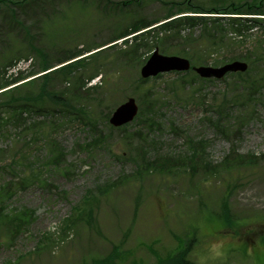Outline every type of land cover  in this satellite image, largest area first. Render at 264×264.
Listing matches in <instances>:
<instances>
[{
  "label": "rangeland",
  "instance_id": "rangeland-1",
  "mask_svg": "<svg viewBox=\"0 0 264 264\" xmlns=\"http://www.w3.org/2000/svg\"><path fill=\"white\" fill-rule=\"evenodd\" d=\"M3 1L0 85L39 77L43 57L50 66L87 58L44 80L58 105L38 99L42 79L0 94V264H157L192 252L194 224L205 217L226 241L222 264H256L249 247L264 248V0ZM234 8L242 15L209 16L223 17L220 26L218 18L152 25L181 11ZM154 50L195 67L239 61L248 70L142 81ZM129 98L136 117L112 127ZM25 210L33 215L20 226L13 219Z\"/></svg>",
  "mask_w": 264,
  "mask_h": 264
},
{
  "label": "trees",
  "instance_id": "trees-1",
  "mask_svg": "<svg viewBox=\"0 0 264 264\" xmlns=\"http://www.w3.org/2000/svg\"><path fill=\"white\" fill-rule=\"evenodd\" d=\"M2 2H4L5 3V1H3L2 0ZM237 8H242V6H240V5H238L237 6ZM237 8H234L233 9V12H235V13H227L226 11H223L224 9H221L220 11L219 10H216V9H211L209 12H206L205 14H239V13H237L238 12V9ZM187 11H189V10H186V11H181V12H179V13H176V14H174V15H177V14H180V13H182V12H186V13H194V12H192V11H189V12H187ZM220 12H224V13H220ZM245 12H248L249 13V11H245ZM197 13H203V12H197ZM173 17V15H170L168 18H166V20L167 19H170V18H172ZM206 18H210V17H206ZM235 19H239V18H235ZM191 20H210L211 21V19H204V17H181V18H176V19H173V20H171V21H169V22H167L166 24H164L163 25V27H161L160 29L161 30H166V29H170V28H172V27H174V26H177L178 24H182L183 22L185 23V24H187V22L186 21H191ZM213 20H215V22H213L214 24H218L219 26L222 24L221 22H219V23H216V22H218V21H221L220 19L219 20H217V19H213ZM238 20H233V22H237ZM190 24V23H189ZM206 24V23H205ZM232 24V27H234V24L235 23H231ZM239 26H241V25H239ZM137 28L138 27H135L134 28V30H137ZM239 28H241V27H239ZM251 29H253L254 28V26H251L250 27ZM221 30V32H222V34H221V36H220V38H223V35H224V32L222 31V29H220ZM248 38H251L250 36H248V37H245L244 38V42L242 43V42H240L241 43V46H243V45H246L247 43H248V41H246ZM238 39H241V37H238ZM236 37L235 38H231L230 40L235 44H237L238 42H237V40H238ZM214 44V42L212 43V45ZM260 49H262L261 47H259ZM32 49H34L33 47H32ZM263 50V49H262ZM34 51H36L39 55H41V52L39 51V50H37V49H34ZM94 55V54H93ZM92 56V55H91ZM42 57H43V55H42ZM77 58V56H75V55H73V54H71V55H67L64 59H62V60H60L59 61V63L57 64L58 66H61V67H59V68H56V69H54L53 70V66H50L47 62H45V59H44V57H43V60H44V62H43V64H42V67H41V74H43V75H41V76H39V77H37V78H34V79H32V80H30V81H28V82H25V84L26 83H29V82H32V81H34V80H37V79H42L43 81L44 80H47V78L51 75V74H53V73H56V72H62V71H65V70H67V72H71V67L73 66V64H76V63H78V62H80V60H82V59H84V58H81V59H78V60H75ZM87 58V57H86ZM67 63V64H66ZM64 64H66V65H64ZM63 65V66H62ZM29 77H34V75H30ZM28 77V78H29ZM28 78H22V77H17V78H15V79H13L12 81H10V82H5L3 85H0V90H4V89H6V88H8V87H10V86H13V85H16V84H18L19 82H22V81H24V80H26V79H28ZM24 84V83H23ZM22 84H20V85H17V86H13L12 88H10L9 90H13V89H15V88H18L19 86H21ZM47 85H46V83H45V81H44V84L42 85V88H41V90L39 91V93L37 94V97L40 95V97L38 98V99H42L43 97H47L48 99H49V101H52V103L53 104H55V105H58L57 103H58V97H55V95H53L52 93H48L47 91H46V87ZM9 90H5V91H3V92H1L0 94H4V95H6V93L9 91ZM53 98V99H52ZM18 101H21V100H11V101H9L8 102V104H15V103H17ZM27 103H29V101L27 102ZM156 165H158L157 163H155ZM168 165H170V163H168ZM0 197H1V195H0ZM223 205V207H224V212H223V215H221V217H218L219 219H220V222H223L224 224H226V225H231V223L233 224V222H232V220L230 219V217H229V214H228V209H225V208H228L227 207V203H222ZM87 214H89V212H87ZM33 214L31 213V212H28V211H23L22 213H19L18 215H16L15 216V218L13 219V221L14 222H17L20 226H21V224L22 223H25V222H28V220H27V218H30L31 216H32ZM261 242L263 243V245H264V237H262L261 238ZM117 252H118V250L117 249H115L114 247L112 248V251H111V253H115V255L117 254ZM188 253H189V251H187V249H185V248H183V250L182 249H180L177 253H176V255H174L171 259H169V258H165L164 260H160V261H157V264H191L187 259H186V257H187V255H188ZM109 258L110 257H108V258H106V259H104V261H109Z\"/></svg>",
  "mask_w": 264,
  "mask_h": 264
},
{
  "label": "water",
  "instance_id": "water-1",
  "mask_svg": "<svg viewBox=\"0 0 264 264\" xmlns=\"http://www.w3.org/2000/svg\"><path fill=\"white\" fill-rule=\"evenodd\" d=\"M190 64L187 60L177 57H164L157 52L151 56L148 62L141 69V76L148 78L157 75L161 72L168 71H188ZM247 66L244 63L234 62L229 65H225L218 69L210 67H198L193 68L195 73L201 78H222L228 72H244ZM137 113V107L133 99H129L125 104L121 105L113 113L109 120V123L114 127H120L133 120Z\"/></svg>",
  "mask_w": 264,
  "mask_h": 264
},
{
  "label": "clouds",
  "instance_id": "clouds-1",
  "mask_svg": "<svg viewBox=\"0 0 264 264\" xmlns=\"http://www.w3.org/2000/svg\"><path fill=\"white\" fill-rule=\"evenodd\" d=\"M218 227L201 218L194 224L200 244L190 253L192 264H222L225 255L226 241L214 236V229Z\"/></svg>",
  "mask_w": 264,
  "mask_h": 264
}]
</instances>
